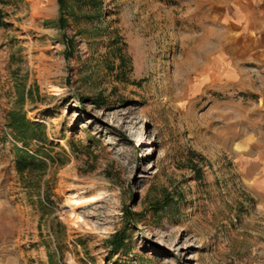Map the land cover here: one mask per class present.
Segmentation results:
<instances>
[{"label": "rangeland", "instance_id": "1", "mask_svg": "<svg viewBox=\"0 0 264 264\" xmlns=\"http://www.w3.org/2000/svg\"><path fill=\"white\" fill-rule=\"evenodd\" d=\"M225 6L0 0V264H264V57Z\"/></svg>", "mask_w": 264, "mask_h": 264}, {"label": "crops", "instance_id": "2", "mask_svg": "<svg viewBox=\"0 0 264 264\" xmlns=\"http://www.w3.org/2000/svg\"><path fill=\"white\" fill-rule=\"evenodd\" d=\"M225 9L222 23L230 30L229 36L235 43L248 37L243 57H264V0H226Z\"/></svg>", "mask_w": 264, "mask_h": 264}, {"label": "trees", "instance_id": "3", "mask_svg": "<svg viewBox=\"0 0 264 264\" xmlns=\"http://www.w3.org/2000/svg\"><path fill=\"white\" fill-rule=\"evenodd\" d=\"M59 3L62 7H65L66 0H59ZM61 22H64V20L61 19ZM9 127L12 129L16 139L26 143L30 138H37L36 132L40 128V125L29 122L27 118L18 111H12L9 115ZM20 152L16 162V168L18 172H24L29 168L33 160L29 159L30 156L28 153L24 151ZM112 246L115 251L122 250L126 246L125 237L121 234L114 236Z\"/></svg>", "mask_w": 264, "mask_h": 264}]
</instances>
